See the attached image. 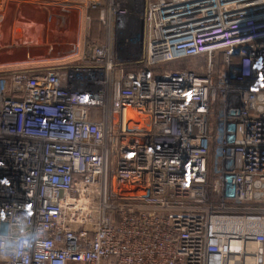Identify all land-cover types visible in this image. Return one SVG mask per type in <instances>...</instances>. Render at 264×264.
Segmentation results:
<instances>
[{"label": "built area", "instance_id": "built-area-1", "mask_svg": "<svg viewBox=\"0 0 264 264\" xmlns=\"http://www.w3.org/2000/svg\"><path fill=\"white\" fill-rule=\"evenodd\" d=\"M141 3L143 68L0 80V264H264V0Z\"/></svg>", "mask_w": 264, "mask_h": 264}, {"label": "rangeland", "instance_id": "rangeland-1", "mask_svg": "<svg viewBox=\"0 0 264 264\" xmlns=\"http://www.w3.org/2000/svg\"><path fill=\"white\" fill-rule=\"evenodd\" d=\"M141 1L0 0V80L4 84H8L12 72L15 70H31L74 63L81 56V53L88 50L90 45L98 47L109 44L111 54L125 68L129 70L143 68L140 65L144 54V7ZM119 6H123V8L120 7L121 9H128L131 15L124 18L117 17L115 11ZM109 11L113 13L111 17L108 15ZM54 14L64 17L63 26L60 27L59 25L58 30L54 25L56 21L53 19ZM22 16L25 18L24 20ZM19 21L22 23V27L19 28L18 25V29L25 31L18 30L21 35L16 33L14 25L15 22ZM35 22L41 23V25L37 24L40 28L36 30L34 39ZM26 25L29 28H26ZM43 27H45L44 30ZM40 29L43 30L41 36H45V39L55 43L51 45L47 41L48 46L45 44L46 41L41 42ZM43 44L47 47H41ZM193 60H197L195 63L199 66L204 61L200 58L191 61ZM117 62L114 69L115 79L119 77L120 71ZM131 63H135V65H128ZM170 65L181 69L189 67L190 61L184 60L181 63ZM170 69L171 67L166 65H156L152 71L157 75L168 72ZM2 74L8 75L2 77Z\"/></svg>", "mask_w": 264, "mask_h": 264}, {"label": "bare ground", "instance_id": "bare-ground-1", "mask_svg": "<svg viewBox=\"0 0 264 264\" xmlns=\"http://www.w3.org/2000/svg\"><path fill=\"white\" fill-rule=\"evenodd\" d=\"M24 16V15H23ZM22 16V17H23ZM18 18V17H17ZM10 19V18H9ZM19 19V18H18ZM25 18L23 17V20H24ZM21 20V19H20ZM15 21H17V20H15ZM68 21V20H67ZM63 22L64 21H62V20H58V21H56L55 22V27H56V29L58 30V26L60 25V27L61 26H63ZM29 23V22H28ZM27 24V23H26ZM38 23L37 22H35L34 23V25L36 26L34 29H35V31H34V39H35V37H36V30H39V28H40V26H38V25H41V23H39L38 25H37ZM9 25V24H8ZM14 25H15V29H16V33H18V34H20L21 32H25L24 30H22V29H18V25H19V28H21L22 27V23L19 21V22H15L14 23ZM33 25V24H32ZM68 25V24H67ZM64 26H65V23H64ZM42 27V26H41ZM26 28H29V26H27L26 25ZM25 28V29H26ZM23 29H24V27H23ZM43 30L45 29V27H43L42 28ZM42 29H40V40H42L41 42H45V44H47V41H48V44H51L52 45V43H55L54 41H50L49 39H45V36H41V34L43 33V30ZM4 30V29H3ZM18 30H21V32L19 31L18 32ZM63 30V29H62ZM61 31V30H60ZM64 31V30H63ZM26 32H28V31H26ZM30 32V31H29ZM62 32V31H61ZM67 32V31H66ZM60 33V32H59ZM30 34H31V32H30ZM58 34V33H57ZM21 35V34H20ZM28 35V34H27ZM16 36L18 37V35L16 34ZM29 36V35H28ZM59 36V35H58ZM70 36V35H69ZM57 38V37H56ZM60 38H61V36H60ZM26 39V38H25ZM28 39H29V37H28ZM28 39H27V41H28ZM33 39V38H32ZM44 39V40H43ZM15 40V39H14ZM21 40V39H20ZM31 40V39H30ZM29 40V41H30ZM55 40V39H54ZM15 42H16V40H15ZM34 42V41H33ZM26 43V42H25ZM37 43V42H36ZM56 43H57V41H56ZM20 44V43H19ZM38 44V43H37ZM45 44H43V46L41 45V47H45L46 45ZM47 44V45H48ZM21 45V44H20ZM5 46V45H4ZM29 46V45H28ZM49 46V45H48ZM36 47H37V45H36ZM47 47V46H46ZM14 48V47H13ZM15 48H16V46H15ZM38 48V47H37ZM132 117V116H131ZM130 122H131V124L132 125H138L139 123H140V121H138L137 119H135V118H130Z\"/></svg>", "mask_w": 264, "mask_h": 264}, {"label": "clouds", "instance_id": "clouds-1", "mask_svg": "<svg viewBox=\"0 0 264 264\" xmlns=\"http://www.w3.org/2000/svg\"><path fill=\"white\" fill-rule=\"evenodd\" d=\"M9 251L13 249V247L18 246V242L15 240H10L6 245H5Z\"/></svg>", "mask_w": 264, "mask_h": 264}, {"label": "crops", "instance_id": "crops-1", "mask_svg": "<svg viewBox=\"0 0 264 264\" xmlns=\"http://www.w3.org/2000/svg\"><path fill=\"white\" fill-rule=\"evenodd\" d=\"M54 15H55V16L53 17V19H56V21H58V20H62V21H64V17H63V16H61V15H59V14H57V15L54 14ZM56 21H55V22H56ZM55 22H54V23H55ZM54 25H55V24H54Z\"/></svg>", "mask_w": 264, "mask_h": 264}, {"label": "trees", "instance_id": "trees-1", "mask_svg": "<svg viewBox=\"0 0 264 264\" xmlns=\"http://www.w3.org/2000/svg\"><path fill=\"white\" fill-rule=\"evenodd\" d=\"M4 75V76H3ZM8 74H2V77H5V76H7ZM1 78V77H0Z\"/></svg>", "mask_w": 264, "mask_h": 264}, {"label": "water", "instance_id": "water-1", "mask_svg": "<svg viewBox=\"0 0 264 264\" xmlns=\"http://www.w3.org/2000/svg\"><path fill=\"white\" fill-rule=\"evenodd\" d=\"M261 98V97H260Z\"/></svg>", "mask_w": 264, "mask_h": 264}]
</instances>
